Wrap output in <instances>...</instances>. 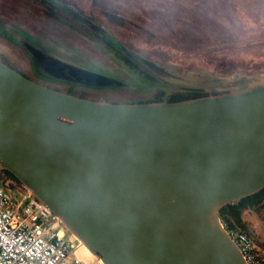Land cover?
<instances>
[{
	"label": "water",
	"instance_id": "water-1",
	"mask_svg": "<svg viewBox=\"0 0 264 264\" xmlns=\"http://www.w3.org/2000/svg\"><path fill=\"white\" fill-rule=\"evenodd\" d=\"M0 168L102 264H247L219 209L264 187V78L122 103L40 83L0 59Z\"/></svg>",
	"mask_w": 264,
	"mask_h": 264
},
{
	"label": "rangeland",
	"instance_id": "rangeland-1",
	"mask_svg": "<svg viewBox=\"0 0 264 264\" xmlns=\"http://www.w3.org/2000/svg\"><path fill=\"white\" fill-rule=\"evenodd\" d=\"M60 1L172 76L147 79L94 31L49 20L33 0H0V59L49 86L122 103L165 101L187 88L223 92L264 78V0ZM106 11L124 24L110 21ZM65 69L106 76L114 85L74 78ZM242 216L264 264V202ZM78 252L88 264H102L83 246Z\"/></svg>",
	"mask_w": 264,
	"mask_h": 264
},
{
	"label": "built area",
	"instance_id": "built-area-1",
	"mask_svg": "<svg viewBox=\"0 0 264 264\" xmlns=\"http://www.w3.org/2000/svg\"><path fill=\"white\" fill-rule=\"evenodd\" d=\"M24 187L0 175V264H88L79 242ZM247 264H263L252 239L228 231Z\"/></svg>",
	"mask_w": 264,
	"mask_h": 264
},
{
	"label": "trees",
	"instance_id": "trees-1",
	"mask_svg": "<svg viewBox=\"0 0 264 264\" xmlns=\"http://www.w3.org/2000/svg\"><path fill=\"white\" fill-rule=\"evenodd\" d=\"M33 2L36 4L37 9L40 11V13L49 18V20L51 21L68 20V23L77 24L85 30H87L88 28L89 30L94 31L95 34H98L102 41L107 44L108 47H110L114 52L117 53L118 56H120L122 61L128 67L132 68L147 79L154 80L156 79V77L172 76L169 71L164 69V67H161L160 65L153 63L148 59L137 56L132 51L124 48L114 37H112L110 33L106 32L102 27H96V25L88 17L76 10H73L72 8L67 7L60 0H33ZM105 15L110 21L115 22L116 24H124L123 17L116 13L106 11ZM73 30L77 31L78 29ZM63 91L86 97L85 94L75 92L71 89H66ZM208 93L209 92L198 88H187L181 91L172 92L165 101H178L182 99L206 95ZM0 175H6L7 177H9L12 183L14 182L16 185L23 186L21 182L16 178V176H14V174L5 169L0 168ZM263 202L264 187L256 191L255 193L223 205L219 209L220 220L228 231H239L250 236L242 214L247 209L257 208Z\"/></svg>",
	"mask_w": 264,
	"mask_h": 264
},
{
	"label": "flooded vegetation",
	"instance_id": "flooded-vegetation-1",
	"mask_svg": "<svg viewBox=\"0 0 264 264\" xmlns=\"http://www.w3.org/2000/svg\"><path fill=\"white\" fill-rule=\"evenodd\" d=\"M3 61H5V60H3ZM6 62V61H5ZM8 63V62H7ZM8 64H10V63H8ZM11 65V64H10ZM11 66H13V65H11ZM14 67V66H13ZM15 69H17L18 71H20L21 73H23L24 75H26L27 77H29V78H31V79H33V80H36V81H38V79L37 78H34L33 76H31L30 74H27V73H25V72H23L22 70H20V69H18V68H16V67H14ZM38 82H40V81H38ZM40 83H42V82H40ZM44 84V83H43ZM47 85V84H46ZM53 87V86H52ZM55 88V87H54Z\"/></svg>",
	"mask_w": 264,
	"mask_h": 264
},
{
	"label": "bare ground",
	"instance_id": "bare-ground-1",
	"mask_svg": "<svg viewBox=\"0 0 264 264\" xmlns=\"http://www.w3.org/2000/svg\"><path fill=\"white\" fill-rule=\"evenodd\" d=\"M84 249L86 250L87 253H90L89 250L86 247H84ZM98 260H99V262L101 261L100 259H98Z\"/></svg>",
	"mask_w": 264,
	"mask_h": 264
}]
</instances>
